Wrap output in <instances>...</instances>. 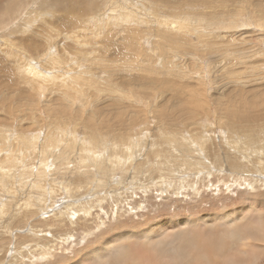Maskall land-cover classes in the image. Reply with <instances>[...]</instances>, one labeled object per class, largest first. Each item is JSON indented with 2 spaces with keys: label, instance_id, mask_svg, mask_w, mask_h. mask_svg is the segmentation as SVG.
Returning a JSON list of instances; mask_svg holds the SVG:
<instances>
[{
  "label": "rangeland",
  "instance_id": "374dc122",
  "mask_svg": "<svg viewBox=\"0 0 264 264\" xmlns=\"http://www.w3.org/2000/svg\"><path fill=\"white\" fill-rule=\"evenodd\" d=\"M57 2L0 0V264H74L115 234L164 222L165 238L254 205L264 217V0ZM222 137L248 139L241 168ZM244 229V252L207 246L204 264H264V229Z\"/></svg>",
  "mask_w": 264,
  "mask_h": 264
},
{
  "label": "bare ground",
  "instance_id": "6f19581e",
  "mask_svg": "<svg viewBox=\"0 0 264 264\" xmlns=\"http://www.w3.org/2000/svg\"><path fill=\"white\" fill-rule=\"evenodd\" d=\"M16 14L19 15V13L17 11L11 13L9 15V19L8 20L12 22L13 19H16L15 18L17 16ZM13 22H14V20H13ZM15 23H16V21H15ZM16 25H15V27H16ZM20 28L21 27L15 28V29L17 31ZM185 28H188L189 29V27H187V24L186 23H185ZM178 31H179V33H181L180 30H178ZM11 33H14V30ZM30 40H31L30 37L29 38L26 37V39H24V40L21 39L20 41L29 42ZM242 105L243 104H241V106ZM249 109H251V108H249ZM241 111H240V113H241ZM227 114H228V112H227ZM231 114H232V112H231ZM241 114H244V112L241 113ZM234 115L232 114V116H234ZM234 124L232 126H234ZM230 126H231V124L229 122V129H230ZM237 126L235 124V127H237ZM229 132H230V135H231V130ZM241 132L243 134H245L246 136L249 133L248 130H244V131H241ZM249 134L252 135L251 133H249ZM221 139H225L227 141L226 144L228 146L226 144L225 145H226L227 149H229V151L230 150H235V153L234 154H237V156L229 155V157L226 154L227 153L229 154L230 152H227L226 154H224V155H226L228 157V158H226L227 160H229L227 163H229V162L231 163L233 161L232 163L234 165L235 164L237 165V166H234L233 168H237V169L241 168V163H240L241 161L239 159V155L238 154L241 153V152H243L246 155L245 158L246 157H249L248 154H249V152L251 150L248 149V148H250V147H248V148L245 149V147L248 146L247 145L248 139L245 138L246 139L245 143H244L243 139H241L242 140V147L238 151L234 148V147L238 148L236 142H234L236 140L227 139V138H223V137ZM259 139H260V137H259ZM225 140H221V141H225ZM179 142H178V140H174V141H171L170 143L174 144L176 147L178 146V148L181 149L182 151H191L192 150V148L188 146L189 144H188L187 141H184L183 142V140H182L180 143ZM196 142L199 143V147L198 148H200V150H201V147H202L201 144L204 141L200 140L199 142L198 141H196ZM57 143H60V140H57ZM194 143H193V146L196 145ZM221 143L224 144L225 142H221ZM259 144H261L263 146L261 147V145H259ZM244 145H246V146H244ZM90 146H92V145H90ZM257 147L260 148V149L263 148L264 147L263 142H259L258 144H255V140H253L252 141V147H251V148H253L252 151H255L254 148H257ZM231 148H233V149H231ZM197 150L198 149H196V151ZM200 150H199V152H200ZM92 151H94V150H92ZM204 152H206V150ZM216 156H218V155H216ZM214 159H215V162H216V160H218L217 161L218 164H219V161L221 162V159L220 158L218 159L216 157ZM89 160L91 162V158ZM189 160H190V158H189ZM246 161H247V159H246ZM200 163H202V162H200ZM230 163H229V165H230ZM246 163H244V165H246ZM207 165H205V166H207ZM192 166L193 165H191L190 167H192ZM195 167H196V170L197 171L198 170H204L205 169V167H201V165L200 166L195 165ZM216 167H218V166H216ZM251 168L253 169V167H251ZM83 169H85V168H83ZM78 205H80V204H78ZM71 209H72V204H70L69 206L64 207V212L63 213H65V215H67V218H69V215H71V216H74L75 215V213ZM82 209H83V213L86 212L85 215H90L89 211L91 209V206H87V207L84 206ZM56 215H55V217H56ZM263 219H264V217L257 210V207L254 205L252 207H248V208H245V209H242L241 208V210L235 211V212H232V213H229V214H224V215H221V216H215L213 218V221H207V220H203L202 218H199L197 220H186L184 222H181V221L170 222L171 224L173 223V226H178L179 229H170V230H172V232L169 233V235L166 236L165 238H160L159 237L160 235H162L164 233V230H167V229H164L166 223L160 222V223H157L155 226H153L151 228H148V229L146 228L147 230L142 231V234L140 236L138 234L131 233V235H138L139 238H137V239L135 237H133V236L126 237L129 234V233H127V231H126V233H120V234H117V235L115 234L116 238L122 240V242L120 243V245L114 246V247L111 248L110 247V244L108 242L107 243H102V244H100V246H98V247L95 246V248L93 250L88 251L85 254H83L78 259V261L76 263H74V262H72V263H74V264H88V263H96V264H128L129 262H131L132 264H143L144 262H147V260H145L141 256H138V255H140L139 254V251H141L140 253H142V255H144L145 257H148L149 259L157 260L159 262V264H167V262H168V260H167L168 257L166 256L167 254H169V256L170 255H173V257H174V263H178V264H204V262L208 260L207 252H206V249H205V247H207V246L214 248V250L216 252H218V253L219 252L226 253L227 251L237 250L236 249L237 247H238V252H240V253L244 252V249L246 247V242L248 241L249 237H246L245 238V236H243L244 238H242V236H241V231L242 230L241 229L242 228H245V229L247 228L248 229L249 226L255 225L256 226L255 236H258L259 237L260 234H261L260 233V230L264 229ZM134 231L135 230H133L131 232H134ZM245 231H248V230H245ZM90 234L91 233H88L89 236L92 235V234L91 235ZM249 235L252 236V232H250ZM198 236H200L202 238L203 247L201 249H198V252H196L192 256V259L191 260L188 259L189 261H183V260H185V259H187L188 257L191 256V254H192V252H193V250L195 248V246L193 245V243L196 245L195 240H196V238ZM223 239L226 240V244L225 245L224 244L220 245L221 244L220 241H222ZM257 241H259V240L257 239ZM129 243H132V245L131 246L126 245V244H129ZM136 248H137V250H136ZM259 248H261V247H259ZM46 249H48V247ZM261 249H264V248H261ZM48 251H50V250H48ZM209 251H211V250H209ZM263 253H264V251H263ZM48 256L51 257V255H48ZM70 263H71V261H70ZM20 264H22V263L20 262Z\"/></svg>",
  "mask_w": 264,
  "mask_h": 264
},
{
  "label": "snow or ice",
  "instance_id": "6c2138e0",
  "mask_svg": "<svg viewBox=\"0 0 264 264\" xmlns=\"http://www.w3.org/2000/svg\"><path fill=\"white\" fill-rule=\"evenodd\" d=\"M50 7H52L53 9L62 8L63 4H58L57 0H52V4L50 5ZM57 264H63V261L62 260H58Z\"/></svg>",
  "mask_w": 264,
  "mask_h": 264
}]
</instances>
